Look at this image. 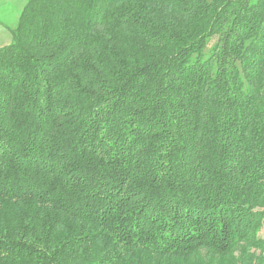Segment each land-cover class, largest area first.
I'll return each instance as SVG.
<instances>
[{"label": "trees", "instance_id": "16d2710c", "mask_svg": "<svg viewBox=\"0 0 264 264\" xmlns=\"http://www.w3.org/2000/svg\"><path fill=\"white\" fill-rule=\"evenodd\" d=\"M0 47V264H264V0H27Z\"/></svg>", "mask_w": 264, "mask_h": 264}, {"label": "rangeland", "instance_id": "374dc122", "mask_svg": "<svg viewBox=\"0 0 264 264\" xmlns=\"http://www.w3.org/2000/svg\"><path fill=\"white\" fill-rule=\"evenodd\" d=\"M26 0H0V21L15 25Z\"/></svg>", "mask_w": 264, "mask_h": 264}, {"label": "crops", "instance_id": "0c3cea01", "mask_svg": "<svg viewBox=\"0 0 264 264\" xmlns=\"http://www.w3.org/2000/svg\"><path fill=\"white\" fill-rule=\"evenodd\" d=\"M26 3L27 0L24 3V6L26 5ZM13 26L14 25H7L4 22L0 21V47L8 45L12 42L13 35L9 28Z\"/></svg>", "mask_w": 264, "mask_h": 264}]
</instances>
